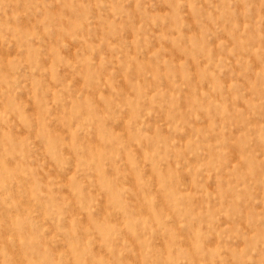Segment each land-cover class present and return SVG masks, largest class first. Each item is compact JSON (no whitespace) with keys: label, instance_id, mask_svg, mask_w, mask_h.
Listing matches in <instances>:
<instances>
[{"label":"rangeland","instance_id":"374dc122","mask_svg":"<svg viewBox=\"0 0 264 264\" xmlns=\"http://www.w3.org/2000/svg\"><path fill=\"white\" fill-rule=\"evenodd\" d=\"M0 264H264V0H0Z\"/></svg>","mask_w":264,"mask_h":264}]
</instances>
